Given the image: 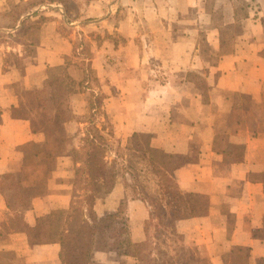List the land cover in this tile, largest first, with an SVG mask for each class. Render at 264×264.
Here are the masks:
<instances>
[{"label": "crops", "instance_id": "0c3cea01", "mask_svg": "<svg viewBox=\"0 0 264 264\" xmlns=\"http://www.w3.org/2000/svg\"><path fill=\"white\" fill-rule=\"evenodd\" d=\"M213 2L199 0V23L196 7H151L149 44L158 50L152 57L163 79L147 89L131 74L145 60L139 47L122 53L104 48L88 62L93 74H106L103 91L111 96L105 106L115 136L149 133L153 147L185 158L174 169L181 191L207 197V212L178 219L176 230L185 237V226L198 222L199 251L213 252L210 264H238L231 254L242 249L244 256L235 258H243L240 264H264V22L253 23L254 33L245 32L236 42L239 48L223 50V25L203 24L210 7H219ZM259 9L264 16V7ZM170 10L176 12L171 18ZM112 18L113 13L100 23ZM59 23L51 20L52 31L41 33L36 50L21 53L18 65L5 64L7 48L0 47V264H62L58 242L31 243L28 236L39 217L70 207L72 149L83 144L92 120L79 116L91 110L89 72L85 76L70 65L74 42L60 38ZM188 27L209 30V51L197 47L198 34H179ZM65 64L76 83L59 94L49 69ZM125 186L130 187L120 176L112 191L97 199L98 216L120 210ZM115 192L119 198L110 204ZM148 206L140 197L128 199L127 221ZM138 234L132 231L127 240Z\"/></svg>", "mask_w": 264, "mask_h": 264}, {"label": "rangeland", "instance_id": "374dc122", "mask_svg": "<svg viewBox=\"0 0 264 264\" xmlns=\"http://www.w3.org/2000/svg\"><path fill=\"white\" fill-rule=\"evenodd\" d=\"M213 3H218L216 5L219 7H210L212 12L204 15L203 24L217 23L223 25V50L239 48L236 42L241 36L248 31L250 34L254 33L253 23L264 22L262 9H259V7H264L263 0H214ZM151 7H196V21L199 23V0H0V47L8 49H6L5 64L9 65V63L15 62L18 65L22 59L21 53L25 55L36 50V46L40 44L41 33L46 37L47 33L53 29V26L49 27L51 20L56 18L60 22L57 26L61 35L60 38L71 39L76 45V51L72 53L70 65L76 61L85 66L104 48H111L122 53V51H135L139 47L145 60L142 66L131 74H134L133 77L139 78L144 84V88L147 89V86L150 87L152 83H157L163 79V75L157 70L155 59H153V53L158 50L149 44L148 20H153ZM213 9L216 10L213 11ZM259 11L261 12L259 13ZM111 13H113L114 18L108 19L107 23H100L104 17H109ZM187 13L184 12V15L187 16ZM172 14L176 15V12L170 10V13L166 15L171 18ZM18 16L20 18L14 26ZM172 18L174 17L172 16ZM24 19H27V22L22 27H18ZM182 21H187V19H182L180 23H183ZM224 21L227 23L226 26L223 24ZM244 21L246 26H243ZM28 26L31 27L26 32ZM116 27L119 29L116 30ZM191 30L188 27L185 32L179 29L178 32L180 31L179 34L182 36L198 34L197 47L200 46L203 52L209 51L211 49L209 30L201 28L198 33H196L197 30ZM262 52L264 53V48ZM73 67L81 70L80 66L76 64ZM75 73L78 74V72ZM49 74L51 82H54L57 92L61 94L64 88L60 86V81L56 76L62 78L64 76L63 71H57L54 75L52 72ZM89 76L90 83L87 86H91L92 91L87 94L86 99L90 105L91 101L101 97L102 109L94 112L95 110L91 111L86 108L79 116L84 119H92L100 129L99 132L111 139L113 147L108 153V159L115 156L119 145L125 153H130L131 150L127 149L128 144L149 142V133L146 132L126 136L122 139L115 136L113 119L105 106V99L110 95L103 91L102 83L106 74L99 76L97 73H89ZM116 76L114 75V77ZM116 88L112 89L113 94L117 92ZM139 93L141 98L142 92ZM103 125H106L107 129H103ZM109 128L111 132L108 136ZM126 158L129 159V156ZM167 158L172 162L171 167H177L183 164L185 160L182 156L167 155ZM172 172L174 174V169ZM118 182L122 183L123 180H118ZM124 188L125 190L120 192L123 195V206L121 205L119 209H122L124 215H128L130 211L124 208V204L128 199L137 195L132 186H125ZM79 194L81 198L84 196L83 191H80ZM146 195L149 197L146 200L149 206L147 209H136L135 217L131 220L130 216L124 233H121L123 214L114 220H104L98 223L99 233L95 247V259H93L92 264H210V254L213 252L199 251V245L203 246L201 242L199 243L201 240L198 230L199 223L187 224L184 237L182 232L177 231L175 227L173 228L177 219L173 216L172 210L181 209V212L186 214L184 218L205 214L209 209L207 197L188 192H183L181 198L175 197L173 193L158 196L150 190H147ZM117 197L119 198L118 192L112 194L110 204H115ZM137 197L143 199L140 195ZM120 201L121 197L118 202ZM195 225H197L196 230L194 229ZM131 227L133 228L131 229ZM136 229L140 230L137 231ZM132 231L134 234H139L133 238V241L128 242L127 236L130 237V234L132 236ZM244 254L242 249L234 250L231 255L234 262L240 264L243 258H235L244 256ZM133 257H135V262H132Z\"/></svg>", "mask_w": 264, "mask_h": 264}, {"label": "trees", "instance_id": "16d2710c", "mask_svg": "<svg viewBox=\"0 0 264 264\" xmlns=\"http://www.w3.org/2000/svg\"><path fill=\"white\" fill-rule=\"evenodd\" d=\"M19 18L20 16L15 20L14 26ZM26 20L21 21V24L24 25ZM30 27L28 26L26 32L30 30ZM73 51H76L74 43ZM74 64L80 66L85 76L88 72H94L89 62L85 66L76 61ZM68 68L69 65L65 64L49 69L53 75L57 71H63L64 76L62 78L56 76V78L64 90H69V86L76 83ZM100 99L101 97H97L96 100L90 102L91 110H95L94 112L102 109ZM102 128L107 129L106 125H103ZM99 131L96 123L91 120L81 138L83 145L80 148L72 149L76 165L70 207L55 209L46 216L39 217L37 224L28 228L31 243L58 242L60 244L62 264H92L99 233L98 223L104 220H114L122 215L121 209L100 217L97 215L94 205L98 198L104 197L112 191L120 176L124 178L127 185L133 187L137 196L140 195L145 200L149 199L146 195L147 190L158 196L173 193L175 197L181 198L183 195L172 172L176 166L171 167L172 162L163 150L153 147L149 142H135L128 144L127 149L131 150L130 153H125L119 145L115 156L108 159L113 142ZM110 132L109 128L108 136ZM241 147L243 145L240 146V149ZM126 156H129V159ZM80 191H83L82 198L79 194ZM83 202L85 206L82 204ZM172 210L173 216L177 220L186 217L181 209ZM121 220V229H123L121 233H124L127 228V217L122 215ZM174 227L175 225H173Z\"/></svg>", "mask_w": 264, "mask_h": 264}]
</instances>
